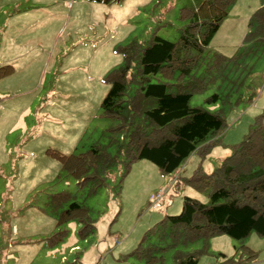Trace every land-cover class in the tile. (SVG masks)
<instances>
[{
    "label": "rangeland",
    "instance_id": "374dc122",
    "mask_svg": "<svg viewBox=\"0 0 264 264\" xmlns=\"http://www.w3.org/2000/svg\"><path fill=\"white\" fill-rule=\"evenodd\" d=\"M200 1L0 0V67L12 68L0 76V264H138L130 252L166 214L180 211L185 195L208 201L186 179L200 163L205 170L218 165L231 145L264 126V47L248 49L242 40L248 17L264 0H235L203 50L197 74L218 53L224 79H204L189 104L225 121L203 157L193 153L167 174L147 159L126 171L121 162L94 194L56 159L121 137L112 129L116 119L101 112L109 87L104 75L122 62L121 47L131 40L177 41L185 25L181 8ZM61 192L89 207L94 227L85 237L75 221L57 224ZM207 244L199 264L220 262V253L235 264H259L244 262L241 245L264 258V237L255 232L243 240L217 234ZM202 245L198 239L187 249ZM172 253L165 254L168 262Z\"/></svg>",
    "mask_w": 264,
    "mask_h": 264
},
{
    "label": "trees",
    "instance_id": "16d2710c",
    "mask_svg": "<svg viewBox=\"0 0 264 264\" xmlns=\"http://www.w3.org/2000/svg\"><path fill=\"white\" fill-rule=\"evenodd\" d=\"M234 2L201 0L197 6L181 8L185 25L175 42L153 35L145 43L131 40L121 47L123 60L104 75L109 87L100 101L102 114L116 119L112 129L121 137L93 143L78 155L56 158L78 187L87 186V194H94L105 184L110 168L122 162L126 171L139 159L153 162L164 174L171 173L193 153L203 157L216 145L225 127L223 117L192 107L189 100L193 91L203 88L204 79H224V61L218 53L200 74L197 71L204 48ZM248 18L243 44L252 50L260 44L264 47V2ZM0 69V76L12 70L9 65ZM215 98L216 94L208 101ZM229 150L210 172L200 163L186 179L192 187L205 191L208 201L185 195L180 211L166 214L130 252L138 264H199L198 255L206 251L208 239L214 235L243 240L255 232L264 237V126L257 124ZM69 198V194H56L57 224L75 221L83 238L92 232L94 219L88 206ZM198 239L203 242L200 249H187ZM240 248L246 254L244 262L256 260L252 249ZM170 249L173 253L168 262L165 254ZM220 256L218 264H235L226 254Z\"/></svg>",
    "mask_w": 264,
    "mask_h": 264
},
{
    "label": "crops",
    "instance_id": "0c3cea01",
    "mask_svg": "<svg viewBox=\"0 0 264 264\" xmlns=\"http://www.w3.org/2000/svg\"><path fill=\"white\" fill-rule=\"evenodd\" d=\"M229 153V152H228ZM213 169V168H212ZM211 168H209V169H207V170H205L204 169V171L205 172H210L211 170H212ZM260 261H263V264H264V258H260V259H257V260H253V261H251V262H249V263H262V262H260ZM217 263V262H216Z\"/></svg>",
    "mask_w": 264,
    "mask_h": 264
},
{
    "label": "built area",
    "instance_id": "2783aa9c",
    "mask_svg": "<svg viewBox=\"0 0 264 264\" xmlns=\"http://www.w3.org/2000/svg\"><path fill=\"white\" fill-rule=\"evenodd\" d=\"M160 195H161V194L158 193V194H157L156 196H154L153 198H155V199H159V198H160ZM156 203H157V202H155L154 205H157Z\"/></svg>",
    "mask_w": 264,
    "mask_h": 264
}]
</instances>
